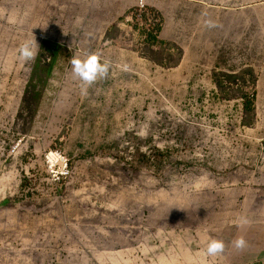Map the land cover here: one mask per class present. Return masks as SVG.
Segmentation results:
<instances>
[{"label":"rangeland","instance_id":"obj_1","mask_svg":"<svg viewBox=\"0 0 264 264\" xmlns=\"http://www.w3.org/2000/svg\"><path fill=\"white\" fill-rule=\"evenodd\" d=\"M157 1L89 33L64 0H0V264H264V0Z\"/></svg>","mask_w":264,"mask_h":264},{"label":"crops","instance_id":"obj_2","mask_svg":"<svg viewBox=\"0 0 264 264\" xmlns=\"http://www.w3.org/2000/svg\"><path fill=\"white\" fill-rule=\"evenodd\" d=\"M33 2V0H31ZM66 4L63 14L74 15L76 25L87 32L102 31L111 32L113 28H129L131 22H127L125 15L136 6L138 0H64ZM159 10H164L165 4L157 0H148ZM175 14L189 15V8L176 9ZM90 38V36H89ZM61 45L52 46L53 51L58 49L56 56L51 54V63L56 61Z\"/></svg>","mask_w":264,"mask_h":264},{"label":"clouds","instance_id":"obj_3","mask_svg":"<svg viewBox=\"0 0 264 264\" xmlns=\"http://www.w3.org/2000/svg\"><path fill=\"white\" fill-rule=\"evenodd\" d=\"M38 44L35 40H26L21 43L18 49V59L27 63L35 59L37 54ZM72 64V75L81 81L82 91L86 94L87 86H91L97 79L105 78L109 72V64L107 62H101L99 54L92 53L87 57L81 59L74 57L71 61ZM247 223L246 220L242 221ZM234 246L237 249H243L246 247V242L243 237H240L233 241ZM224 244L222 241L212 240L207 248L209 255H218L223 252Z\"/></svg>","mask_w":264,"mask_h":264},{"label":"built area","instance_id":"obj_4","mask_svg":"<svg viewBox=\"0 0 264 264\" xmlns=\"http://www.w3.org/2000/svg\"><path fill=\"white\" fill-rule=\"evenodd\" d=\"M149 15V5L148 0H138L136 6L132 9L131 12H129L125 18L127 22H134V21H140L143 19L144 16ZM50 61V60H49ZM52 154H55L54 156H51ZM47 160L51 164H56L61 167L62 173L60 174L63 176H68L70 173V169L68 167V162L65 158L60 156L57 153H51ZM57 178H59L58 175H56Z\"/></svg>","mask_w":264,"mask_h":264},{"label":"trees","instance_id":"obj_5","mask_svg":"<svg viewBox=\"0 0 264 264\" xmlns=\"http://www.w3.org/2000/svg\"><path fill=\"white\" fill-rule=\"evenodd\" d=\"M46 51H48L49 54H51L52 56H56V53L58 52V49H55V50L53 51L52 49H48V48H47ZM43 69H44V68L40 67V63H39V65L37 66V72L39 73V72L42 71ZM234 81H235V79H234ZM250 106H251L250 102H246V103H245V110L248 111L249 108H250Z\"/></svg>","mask_w":264,"mask_h":264},{"label":"bare ground","instance_id":"obj_6","mask_svg":"<svg viewBox=\"0 0 264 264\" xmlns=\"http://www.w3.org/2000/svg\"><path fill=\"white\" fill-rule=\"evenodd\" d=\"M55 154H52L51 156H54Z\"/></svg>","mask_w":264,"mask_h":264}]
</instances>
